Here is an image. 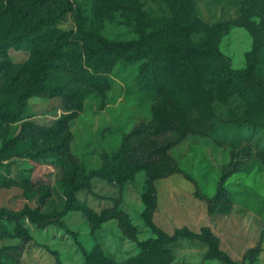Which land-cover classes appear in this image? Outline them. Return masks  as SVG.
<instances>
[{
	"label": "rangeland",
	"instance_id": "374dc122",
	"mask_svg": "<svg viewBox=\"0 0 264 264\" xmlns=\"http://www.w3.org/2000/svg\"><path fill=\"white\" fill-rule=\"evenodd\" d=\"M66 1L0 0V37L9 28L39 29L40 19L55 15ZM68 1L71 10L38 30L35 47L0 54V113L17 108L19 93L35 81L55 35L76 30L78 16L89 20L102 2ZM133 1H103L105 38L157 44L156 26L174 21L183 3L135 0L153 28L139 23ZM185 13L191 38L203 51L189 69L166 63L177 72L172 90L140 88L143 60L123 53L102 64L88 84L70 72L51 71L50 82L66 83L73 93L31 96L18 119L0 117V210L12 214L0 215V264H83L82 248L99 250L104 264H222L208 255L204 241L178 232L199 234L202 228L235 264H264V0H191ZM81 47L71 51L82 54ZM214 49L239 72L227 77ZM70 114L53 139L39 130ZM162 120L192 131L159 151L177 139L157 131ZM65 134L67 148L54 151L50 141ZM124 143L131 178H93L76 193L87 212L63 217L77 240L58 226L30 220L32 213L42 219L63 211L70 175L79 179L101 169ZM235 165L220 191L222 174Z\"/></svg>",
	"mask_w": 264,
	"mask_h": 264
},
{
	"label": "trees",
	"instance_id": "16d2710c",
	"mask_svg": "<svg viewBox=\"0 0 264 264\" xmlns=\"http://www.w3.org/2000/svg\"><path fill=\"white\" fill-rule=\"evenodd\" d=\"M46 1L48 0H38L39 3H45ZM103 1L107 3L117 0H102V2H98V4L92 8L89 20L81 15L78 16L76 30L67 32L63 31L55 35V41H53L51 51L40 63L39 72L35 81L19 93L18 105L15 110H4L0 113L2 119L7 121H15L18 119L22 113L24 102L28 97L36 95L59 96L62 94L73 93L72 88L66 83L50 82L48 77L53 70L59 69L65 72H70L75 80L82 84H88L92 78V74L98 73L102 64L110 60L112 56H118L125 53L126 58L143 60L138 78V85L140 88H153L156 89L157 92H167L168 90H172V82L177 79V72H174L173 70L169 71L166 63L169 61H175L184 69H189L191 68V63L195 56L201 54L203 51V46L191 38V27L185 13L191 0H183L182 7L179 9L174 21L170 23L164 22L156 26V31L154 32L158 35V38H160V42L157 44H150L146 47H140L137 41L134 40H108L103 36L102 29L104 27V21L102 13L103 8L106 6V3ZM133 3L139 23L142 26L154 28V25H152L146 18L141 5L135 0ZM70 10L71 6L67 0L58 8L55 15L40 19L39 29L49 28V26L59 22ZM39 29L31 31L26 30L27 32L22 30L16 33L13 28H9V30L0 37V54H5L10 48L29 49L35 47ZM45 34L50 33L46 32ZM76 44L82 46V54H75L71 51V47ZM214 54L218 56L223 63L227 77H231L239 72L230 68L229 58L223 53L214 49ZM164 66L168 72L164 70ZM159 67V76H157L156 70ZM72 118L71 114L66 115L58 120L53 127L49 129L40 128L39 130L49 131L47 136L49 139H53L58 131H63L66 128V125ZM157 123V131L160 133L171 132L177 135V139L173 143L164 145L161 150L158 149L159 151L166 150L168 147L183 140L187 134L192 131L189 127L183 128L168 120H162ZM13 140L10 141V143L13 142ZM50 142H52V149L61 153L68 146V135L65 134L60 136L59 141ZM129 154L130 149H128L127 145L124 143L114 157L109 159V157L106 156L104 166L101 169L90 170L87 174H83V177L79 179H77L76 175H70L64 193L65 207L63 211L45 216L42 219H39L32 213L30 214V220L43 226H58L73 235L77 240L76 233L71 231L63 221V217L70 211L82 210L87 212L84 205L77 201L76 193L82 187H90L91 180L95 177L110 181L116 180L118 182L131 178L134 169H132V166L127 160ZM30 156L37 157L35 155L33 156L32 153H30ZM39 156H41V153H38V157ZM235 170H237L236 165L222 174L219 181L220 191L223 190L222 184L225 178ZM214 206L215 199H212L210 201V207ZM0 215L9 218L12 216L11 213L4 210H0ZM178 232L182 238L189 240L200 239L204 241L208 246V255L219 260L222 264H235L226 252L218 249L208 228H202L199 234L185 230H179ZM82 251L85 256V262L83 264H104V262H106L102 253L97 249L85 252L82 248ZM146 258H149V256L140 257L137 260V263H140Z\"/></svg>",
	"mask_w": 264,
	"mask_h": 264
}]
</instances>
